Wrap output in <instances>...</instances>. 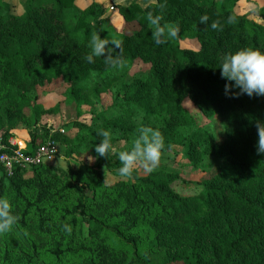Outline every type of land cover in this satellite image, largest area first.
Returning <instances> with one entry per match:
<instances>
[{"label":"trees","instance_id":"obj_1","mask_svg":"<svg viewBox=\"0 0 264 264\" xmlns=\"http://www.w3.org/2000/svg\"><path fill=\"white\" fill-rule=\"evenodd\" d=\"M77 2L29 0L23 16L9 15V6H0V133L8 144L14 130L31 129L27 154L49 139L69 150L67 170L42 164L29 171L17 168L10 176L0 166V197L9 201L17 217L11 230L28 250L15 259L19 264H72L69 259L77 257L79 264H264V154L256 147L264 95L249 97L239 89L225 95L219 69L228 53L244 48L264 52V27L206 0H152L146 7L136 2L120 6L127 26L118 31L101 5L80 10ZM149 12L161 16V26H178L177 37L156 44ZM202 15L208 16L205 24L199 22ZM229 16L234 22L228 23ZM93 34L120 42L113 54L123 57L122 67L112 68L99 57L93 63L84 59ZM186 39L199 41L200 47L182 49ZM137 62L149 70L116 87L119 74ZM55 80L63 81L79 107L92 110L91 124L73 123L74 139L40 124L55 111L35 104L32 96L37 87ZM90 92L96 97L114 92V105L95 113ZM188 104L205 118H222L223 145L198 126ZM141 126L160 131L162 155L181 147L194 165L215 156L222 166L196 184L192 196L174 189L178 183L192 184L163 171L111 184L107 174L120 178L117 152L130 149L124 146H131ZM101 130L111 131L116 149L104 157L95 152ZM84 147L92 149L94 165L72 158ZM57 199L62 207H42ZM31 216L39 234L70 233L81 242L67 247L56 242L41 253L23 234Z\"/></svg>","mask_w":264,"mask_h":264},{"label":"rangeland","instance_id":"obj_2","mask_svg":"<svg viewBox=\"0 0 264 264\" xmlns=\"http://www.w3.org/2000/svg\"><path fill=\"white\" fill-rule=\"evenodd\" d=\"M29 0H0V6L8 5L9 9L6 11L9 15L23 16L26 13ZM152 0H78L76 8L85 10L93 4H98L105 10V16L109 17L110 25L122 31L126 26V22L120 15L119 7L122 5H131L136 2L141 7H146ZM208 3H215L221 10L233 9L236 12L246 15L249 21L261 25L264 27V0H206ZM182 49L196 50L200 47V42L193 39H186L181 42ZM149 70V67L141 62H137L130 67L126 72L119 74L120 82L116 84L119 87L121 82H133L135 79L140 78ZM94 87V86H93ZM89 98L94 104V112L97 114L109 111L114 105V92L101 93L98 97L92 95L90 92ZM33 102L37 105H42L46 110L55 111L53 114L43 116L40 119L41 126L46 127L50 133L60 132L69 139H74L77 135V130L74 129L73 123L83 122L91 124V108L89 106L79 107L78 104L71 100L67 96V86L62 80H55L50 83H46L43 87H37L32 96ZM191 114L196 118L197 124L201 128L207 129L215 137L219 145H223L226 141L225 129L223 120L220 116L213 118H205L200 115L189 104L186 105ZM31 129L22 127L12 132L13 137L9 141H14L18 144L24 142L26 145L30 142ZM185 133V131H182ZM2 137V133H0ZM5 141V140H4ZM8 141V143H9ZM59 144V153L55 159L61 163L60 166L55 163L50 166L55 169L67 170V163L64 161L68 157L69 150L67 147ZM126 148L130 145L124 146ZM73 159L77 161L85 160L88 165H94L95 155L91 148L84 147L81 155H73ZM223 160L219 157H206L201 163L192 164L185 155V150L181 147H176L173 150L166 152L160 158L157 167L152 172H169L179 175L184 181L193 185V187L183 186L182 183H178L174 186V189L182 196H192L196 193V184L211 178V176L220 169ZM29 171V170H28ZM151 172V173H152ZM150 173H146L143 168L137 165L133 170V175L144 177ZM107 179L111 184L116 183L118 180H123L129 183H133L132 178H116L111 174H107ZM52 204H57L62 207L63 201L57 199L56 202L47 200L42 207L47 208ZM36 224V217L31 216L29 220V227L23 229L25 237L36 244H38L41 253L47 251L56 242L60 243L63 247H67L73 244H79L81 240L74 234H59L53 233L45 237V235L39 234L34 229ZM109 242L114 245V242L110 239ZM22 251H28L24 246L22 240L18 237V234L13 230H9L7 233L0 234V264H19L15 259L17 253ZM48 255L44 258V263L47 261ZM70 263L79 264L80 259L70 258Z\"/></svg>","mask_w":264,"mask_h":264},{"label":"clouds","instance_id":"obj_3","mask_svg":"<svg viewBox=\"0 0 264 264\" xmlns=\"http://www.w3.org/2000/svg\"><path fill=\"white\" fill-rule=\"evenodd\" d=\"M163 7V5H161ZM148 22L154 26L152 32L156 44L162 43L167 38H176L178 26L168 23L161 26L160 15L147 14ZM208 21L207 15H202L199 22L205 24ZM234 22V17H228V23ZM217 22L211 24L212 29H217ZM111 45V47H109ZM120 42L109 41L101 38L99 34H93L89 40V54L84 58L88 63L94 62V57L103 58L106 64L112 68H120L124 65L123 57L114 55L115 49H120ZM221 78L225 79V95L232 89H239L240 94L249 97L254 94L264 95V52L258 49L244 48L234 53L223 56L220 66ZM257 152L264 154V122L257 123ZM98 135L102 137L100 143L95 145V152L104 157L116 151L113 146V135L110 130H101ZM164 149L163 137L158 129L150 126H141L137 135L131 140V147L128 150L117 152L120 166L117 173L121 178H132L134 168L139 165L146 173H151L158 165ZM17 217L13 214L9 201L0 197V234L7 233L16 223ZM65 231L70 232L68 224L63 225Z\"/></svg>","mask_w":264,"mask_h":264},{"label":"built area","instance_id":"obj_4","mask_svg":"<svg viewBox=\"0 0 264 264\" xmlns=\"http://www.w3.org/2000/svg\"><path fill=\"white\" fill-rule=\"evenodd\" d=\"M58 153V143L51 139L39 147L34 153L27 154L26 146L21 142L16 144L11 140L7 144L4 138L0 137V166L10 176L17 168L28 171L45 164L47 161L57 157Z\"/></svg>","mask_w":264,"mask_h":264},{"label":"crops","instance_id":"obj_5","mask_svg":"<svg viewBox=\"0 0 264 264\" xmlns=\"http://www.w3.org/2000/svg\"><path fill=\"white\" fill-rule=\"evenodd\" d=\"M128 4H129V3H126V5H128ZM126 5H122V6H126ZM21 143L24 144V145L26 146V144H25L24 142H21ZM53 163H55V164L58 165V166L61 165V163H59V161H57L55 158H53V159L47 161L45 164H46V165H51V164H53Z\"/></svg>","mask_w":264,"mask_h":264}]
</instances>
